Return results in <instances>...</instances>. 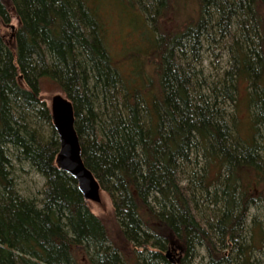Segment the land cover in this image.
<instances>
[{
	"label": "trees",
	"instance_id": "16d2710c",
	"mask_svg": "<svg viewBox=\"0 0 264 264\" xmlns=\"http://www.w3.org/2000/svg\"><path fill=\"white\" fill-rule=\"evenodd\" d=\"M98 1L0 0V264H195L198 249L208 264H253L264 245L256 217L245 240L251 211L264 213V0H194L196 14L181 23L184 0H116L154 33L126 75ZM13 19L9 42L1 26ZM205 44L229 57L213 83L198 69ZM45 81L73 103L114 232L57 165ZM244 85L250 120L241 132ZM25 164L45 180L42 199L18 189Z\"/></svg>",
	"mask_w": 264,
	"mask_h": 264
},
{
	"label": "rangeland",
	"instance_id": "374dc122",
	"mask_svg": "<svg viewBox=\"0 0 264 264\" xmlns=\"http://www.w3.org/2000/svg\"><path fill=\"white\" fill-rule=\"evenodd\" d=\"M181 3H183V1H181ZM97 5L99 7L100 17L105 26L106 42L110 54L114 58V61L117 62V66L119 65V69L126 75V73L128 74L134 69V66L136 65L135 57L141 55V53V56L145 57L151 51L148 41L153 38L154 33H152L150 27L147 26L142 13L128 4H124V6L116 0H99ZM195 6L194 0H184V4L181 8L182 12L177 18V22L181 23L186 16L195 15ZM160 26L163 28L161 22ZM12 27L4 28L1 26V31L7 37V41L9 42L12 40L11 35L13 34L14 27H17L16 19H13ZM207 49L208 45L205 44L202 52L203 66L201 68L198 66V69L203 70L205 79L207 78L209 82L213 83L214 81H218V77L228 69L229 57L226 52L215 50V54H212V52ZM147 70L149 74L155 75V72L151 67L148 66L146 68V71ZM58 94L62 93H60L57 87L51 82L45 81L42 84L41 96L49 107L52 98ZM235 108L236 107L233 104L228 103V106L226 107L227 114L235 115ZM237 114V118L241 122V132H246L250 119L245 85L240 91ZM199 164V169L202 170L204 166L202 157L199 159ZM15 178L17 179L18 189L24 196L42 199L41 192L44 188L45 180L40 175L34 173L28 165L17 166ZM197 200L199 205L198 213L202 216L206 215L208 217L209 214L204 210L207 203L199 196ZM91 208L94 214L105 223L107 229L110 232H114L116 229V223L113 204L110 197L102 191L101 202L91 203ZM255 217L257 224L264 227V213L256 209L252 210L251 219L245 228V240L253 235L251 229L255 225L252 223V219ZM252 261L253 264H264V245L257 247L256 250H254ZM195 264H208L207 253L204 249H198V256L195 260Z\"/></svg>",
	"mask_w": 264,
	"mask_h": 264
},
{
	"label": "water",
	"instance_id": "95a60500",
	"mask_svg": "<svg viewBox=\"0 0 264 264\" xmlns=\"http://www.w3.org/2000/svg\"><path fill=\"white\" fill-rule=\"evenodd\" d=\"M51 114L54 129L60 141L57 157L58 167L73 177L80 193L90 203H100L102 188L93 173L86 167L80 140L76 131V117L73 103L64 95L58 94L51 100ZM171 253L166 255L172 263ZM179 261V259H177Z\"/></svg>",
	"mask_w": 264,
	"mask_h": 264
}]
</instances>
